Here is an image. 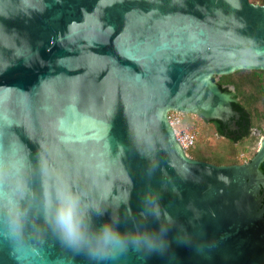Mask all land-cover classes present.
<instances>
[{"label":"water","instance_id":"obj_1","mask_svg":"<svg viewBox=\"0 0 264 264\" xmlns=\"http://www.w3.org/2000/svg\"><path fill=\"white\" fill-rule=\"evenodd\" d=\"M238 69L264 4L0 0V264H264V133L215 164L167 119L237 118Z\"/></svg>","mask_w":264,"mask_h":264},{"label":"rangeland","instance_id":"obj_2","mask_svg":"<svg viewBox=\"0 0 264 264\" xmlns=\"http://www.w3.org/2000/svg\"><path fill=\"white\" fill-rule=\"evenodd\" d=\"M218 76L215 75V80ZM229 88L233 90L232 85H229ZM245 91L249 92V88H245ZM243 103L252 115V127L250 134L236 143L217 135L213 123L203 120L197 114L186 113L183 117L185 125L198 131L197 141L187 149V155L225 164L242 163L248 160L257 149L259 140L264 133V97L253 103L245 101Z\"/></svg>","mask_w":264,"mask_h":264},{"label":"trees","instance_id":"obj_3","mask_svg":"<svg viewBox=\"0 0 264 264\" xmlns=\"http://www.w3.org/2000/svg\"><path fill=\"white\" fill-rule=\"evenodd\" d=\"M250 1L254 3L264 4V0ZM213 80L222 90L232 92L234 98L236 99L232 102V107L239 113V117L235 120L236 124L239 127V132L236 136L231 137L230 139V142L236 143L237 141L244 139L250 134V129L252 127V115L248 108H246V106L244 105L243 101H245L246 103H253L256 100L264 97V70L238 69L228 74L219 75L217 80H215V76H213ZM229 85H232L233 90H230ZM247 87L249 88V92L246 93L245 88ZM208 121L214 124V127L217 128L218 132L223 133V130L220 128L221 122L219 120L211 119ZM192 158L203 160L196 156ZM204 161H207V159ZM208 162L215 163L211 160H208ZM215 164L225 163L217 162ZM260 169L264 173V161L260 164Z\"/></svg>","mask_w":264,"mask_h":264},{"label":"built area","instance_id":"obj_4","mask_svg":"<svg viewBox=\"0 0 264 264\" xmlns=\"http://www.w3.org/2000/svg\"><path fill=\"white\" fill-rule=\"evenodd\" d=\"M186 113L170 109L167 111V119L173 128L175 138L178 139L180 145L186 152L197 141L198 131L191 127L186 126L183 117Z\"/></svg>","mask_w":264,"mask_h":264},{"label":"flooded vegetation","instance_id":"obj_5","mask_svg":"<svg viewBox=\"0 0 264 264\" xmlns=\"http://www.w3.org/2000/svg\"><path fill=\"white\" fill-rule=\"evenodd\" d=\"M232 104V103H231ZM239 117V116H238ZM237 117V118H238ZM202 118V117H201ZM237 118H231V119H229V121L228 122H222V121H220L221 122V125H220V128L223 130V133H220V132H218L217 131V128L215 127V132H216V134L217 135H220V136H222L223 138H225V139H227L228 141H230V139H231V137H234V136H236L237 135V133L239 132L238 130H239V127H238V125L236 124V119ZM204 120V119H203ZM234 125V126H233ZM228 136H230V137H228ZM238 142V141H237ZM256 151V150H255ZM255 151H254V153H255ZM253 153V154H254ZM251 158V157H250ZM249 158V159H250ZM248 159V160H249ZM247 161V160H246ZM264 161V160H263ZM262 161V162H263ZM261 162V163H262ZM259 168H260V166H259ZM261 170V169H260ZM262 171V170H261ZM262 194V193H261ZM261 202L262 203H264V194H262V198H261Z\"/></svg>","mask_w":264,"mask_h":264}]
</instances>
